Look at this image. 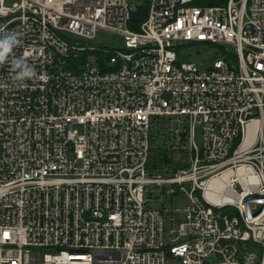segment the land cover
Masks as SVG:
<instances>
[{
	"label": "built area",
	"instance_id": "built-area-1",
	"mask_svg": "<svg viewBox=\"0 0 264 264\" xmlns=\"http://www.w3.org/2000/svg\"><path fill=\"white\" fill-rule=\"evenodd\" d=\"M98 29L122 45L63 34ZM11 34L0 264H264V0H0ZM183 43L224 55L199 69L178 60ZM21 57L36 70L23 82ZM154 144L167 160L155 167ZM177 190L178 219L165 205Z\"/></svg>",
	"mask_w": 264,
	"mask_h": 264
},
{
	"label": "rangeland",
	"instance_id": "rangeland-1",
	"mask_svg": "<svg viewBox=\"0 0 264 264\" xmlns=\"http://www.w3.org/2000/svg\"><path fill=\"white\" fill-rule=\"evenodd\" d=\"M16 0H5V3L7 5H11ZM208 2V1H207ZM206 2H203L204 4ZM64 36L70 40H78L83 43H91L98 46L108 47V48H116L120 47L122 45V36L115 35L111 32H108L104 29H98L95 33V36L92 39H85L82 37L75 36L71 33L64 32ZM227 49H232V46L229 44H225ZM178 60L181 62H193L196 64V66L199 69H207L211 66L212 62L218 58L222 57L224 55L223 49L220 45L215 44H209V43H183L178 47ZM107 63V60H105ZM111 64L108 63V66ZM201 128L199 125H196L195 127V142L200 147L201 145ZM178 189L177 185L172 186ZM166 207L168 209H176L178 212L174 214L176 216V219L178 217L183 216V209H185L187 205V199L186 195L183 191L177 190L173 196H170L168 199V202L165 203ZM171 215V214H169ZM175 228V224L166 222L165 223V229L166 232L169 233L171 229ZM259 255V253H258ZM166 264H179L178 262L174 261L170 258V255L167 254L166 256Z\"/></svg>",
	"mask_w": 264,
	"mask_h": 264
},
{
	"label": "clouds",
	"instance_id": "clouds-1",
	"mask_svg": "<svg viewBox=\"0 0 264 264\" xmlns=\"http://www.w3.org/2000/svg\"><path fill=\"white\" fill-rule=\"evenodd\" d=\"M17 44V36L15 34L6 35L0 38V64H3L14 47ZM13 70L16 72L15 79L23 82L26 78L31 79L36 76L35 67L29 65L27 61L21 57L13 61Z\"/></svg>",
	"mask_w": 264,
	"mask_h": 264
},
{
	"label": "trees",
	"instance_id": "trees-1",
	"mask_svg": "<svg viewBox=\"0 0 264 264\" xmlns=\"http://www.w3.org/2000/svg\"><path fill=\"white\" fill-rule=\"evenodd\" d=\"M197 4V3H196ZM204 4H214L213 1H208ZM145 4L139 6L133 13L132 16L128 22V26L131 29H136V27H138V24L144 19L145 17ZM74 57H70V62L74 61ZM74 68V67H73ZM76 70V69H73ZM156 132H158V130H154L153 133L156 135ZM166 158H165V152L164 150L159 146L154 144V147L152 148L151 151V159L150 162L151 164L155 167L156 165H162L166 163Z\"/></svg>",
	"mask_w": 264,
	"mask_h": 264
}]
</instances>
